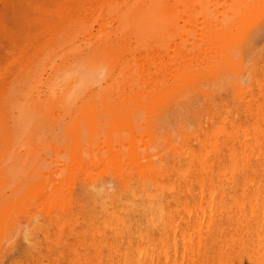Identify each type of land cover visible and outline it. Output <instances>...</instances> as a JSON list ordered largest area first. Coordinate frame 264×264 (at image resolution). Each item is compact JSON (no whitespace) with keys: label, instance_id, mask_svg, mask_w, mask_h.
Listing matches in <instances>:
<instances>
[{"label":"bare ground","instance_id":"bare-ground-1","mask_svg":"<svg viewBox=\"0 0 264 264\" xmlns=\"http://www.w3.org/2000/svg\"><path fill=\"white\" fill-rule=\"evenodd\" d=\"M263 18L264 0H0V264H264V56L239 74ZM230 73L238 104L215 105ZM68 116L49 158L69 162L18 177L39 122Z\"/></svg>","mask_w":264,"mask_h":264},{"label":"rangeland","instance_id":"rangeland-1","mask_svg":"<svg viewBox=\"0 0 264 264\" xmlns=\"http://www.w3.org/2000/svg\"><path fill=\"white\" fill-rule=\"evenodd\" d=\"M13 54L11 53V57L13 56ZM237 54L239 55V51H237ZM263 56H264V18L261 24L252 31L251 39H249L248 46L243 51L242 69L239 72L240 78L243 82H247L249 80L252 67L257 63L258 60H261ZM8 65L9 64L6 63L4 54L3 53L0 54V94H1V90L3 89V84H2L3 78L1 77V75L3 73L4 68L7 67ZM13 73L14 70L12 74L10 73L11 77L13 76ZM234 77H236V73H230L225 78L224 85L219 84L218 86L215 87V95L212 101L215 105L220 106L222 104H227V105L238 104V102L235 99L233 89L230 86L231 81L233 80ZM200 102H201V98H197L193 100V104L196 106L200 105ZM41 108L43 109L42 105L40 106V109ZM43 110H42L43 112H46L45 108ZM103 114H104L103 111L99 112L98 114L99 122L95 130H92V127L88 126V123L83 116L79 117L78 122H79L83 143L86 141V139L89 140L90 138H93V140L97 142L99 140V134L102 133V130H104V132H107L106 129H109L112 126L110 123V116L104 117ZM77 116H80V114L78 113ZM105 121L108 123L107 125H104ZM69 122H70L69 116L60 118L58 120V123H55L54 121L49 122L47 121L46 118L44 120L43 125L41 124V121L39 122L40 125L38 130V136H36L38 138L36 142L37 143L36 146L38 147L39 153L38 155H35V158L32 159L31 161L28 160L29 161L28 165L27 163L25 166L23 165V168L25 167V169H23L22 167L20 168L18 167L19 168L18 171L20 172V176L18 175V177L21 178V176L23 175L22 177H24V179L29 178V175L33 172V176L36 177L30 178V180L32 182H35L38 178L42 176L43 170L47 171V169L53 167V164L59 163L63 158L64 161H66L67 163L69 162V157L71 156L72 153L71 148L69 146L65 147L64 156L58 154L54 161H52V159L49 158L53 150L52 146L58 149L59 145L57 144H61L60 148H62V146H66L67 143L70 142L71 140L70 137L64 135L66 128L65 125ZM49 139H51L50 142L51 144L49 143ZM43 145H45V147ZM22 192H24V189L22 190ZM32 211L33 213L38 212L39 214H43V215L48 214V212L42 209L41 207L39 208L34 207ZM14 239H16L19 242V244L23 243L22 237L20 236H15Z\"/></svg>","mask_w":264,"mask_h":264}]
</instances>
